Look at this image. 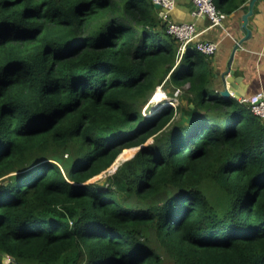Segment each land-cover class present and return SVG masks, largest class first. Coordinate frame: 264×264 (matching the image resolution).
Instances as JSON below:
<instances>
[{
  "label": "trees",
  "instance_id": "16d2710c",
  "mask_svg": "<svg viewBox=\"0 0 264 264\" xmlns=\"http://www.w3.org/2000/svg\"><path fill=\"white\" fill-rule=\"evenodd\" d=\"M162 24L153 0H0V264H264V119ZM164 82L188 88L146 115Z\"/></svg>",
  "mask_w": 264,
  "mask_h": 264
},
{
  "label": "crops",
  "instance_id": "0c3cea01",
  "mask_svg": "<svg viewBox=\"0 0 264 264\" xmlns=\"http://www.w3.org/2000/svg\"><path fill=\"white\" fill-rule=\"evenodd\" d=\"M237 6L231 13H227L225 28L213 26L208 17L195 18L193 15L195 5L192 0H177L171 17L176 22L196 24L199 36L195 42L218 44L216 53L208 57L216 91L223 89V75L229 72L226 80L232 94L248 97L264 92V0L256 1L248 23L252 36L241 44L239 42L245 37L243 16L249 12L250 0ZM156 10L158 13L157 8ZM238 44L239 47L236 49Z\"/></svg>",
  "mask_w": 264,
  "mask_h": 264
},
{
  "label": "built area",
  "instance_id": "2783aa9c",
  "mask_svg": "<svg viewBox=\"0 0 264 264\" xmlns=\"http://www.w3.org/2000/svg\"><path fill=\"white\" fill-rule=\"evenodd\" d=\"M176 1L177 0H153L155 4L160 5V8H158V15L163 23L162 25L166 27L170 35L180 42V59L183 57L188 46H193V48L207 56H213L218 49V44L205 41L195 42L196 38L199 36L195 23L173 21L171 13L176 7ZM192 2L195 5L193 11L195 18L205 16L211 20L213 26L225 28L224 21L227 18V14L217 7L215 0H192ZM180 92L181 89L178 88L176 96H178ZM157 94L156 92V95ZM240 102L246 104L256 116L264 119V92L243 97Z\"/></svg>",
  "mask_w": 264,
  "mask_h": 264
},
{
  "label": "rangeland",
  "instance_id": "374dc122",
  "mask_svg": "<svg viewBox=\"0 0 264 264\" xmlns=\"http://www.w3.org/2000/svg\"><path fill=\"white\" fill-rule=\"evenodd\" d=\"M163 92V96H160V97H157L156 95V92H158L159 88L156 90V92L154 93V95L151 97L150 101L144 105L142 107L143 109V112L146 114V115H152L154 114L155 112L157 111H161L163 108L167 107V106H178L179 105V98L184 94V91L183 89H187L188 88V84L185 86V87H176L174 86L173 84L169 83V82H164V84H162L161 86H159ZM181 89V92L178 96H176V91L177 89ZM165 100L169 101L166 105H164L163 107H161V103L164 102ZM170 102H172L170 104ZM186 100L184 101V103L186 104ZM158 104V105H157ZM159 106V107H158ZM155 107V109H154ZM158 109V110H157ZM176 119L179 120L180 119V113L177 112V116H176ZM138 147H133V148H129L125 151H131L132 150V153L129 158L131 159V157L133 158V155H135L137 152H138ZM124 151V152H125ZM123 153L120 155V157L118 158V161H121V163H124L125 160L127 161V159L129 160V158H123L122 160H120V158L122 157ZM115 170H111V167L106 170L105 172L101 173L100 175H98L97 177H95L93 180L91 181H95L96 179L97 180H100L101 182H104L106 180V178L111 174L113 173ZM5 263H9L10 262V257H5ZM12 262V261H11ZM169 264H175L174 262H169Z\"/></svg>",
  "mask_w": 264,
  "mask_h": 264
},
{
  "label": "water",
  "instance_id": "95a60500",
  "mask_svg": "<svg viewBox=\"0 0 264 264\" xmlns=\"http://www.w3.org/2000/svg\"><path fill=\"white\" fill-rule=\"evenodd\" d=\"M256 1L258 0H250V8H249V12L246 13L244 16H243V31L245 32V37L243 38V40H241L239 43H243L245 40L249 39L251 36H252V31L249 29L248 27V23H249V17L253 14V8H254V5L256 3ZM155 8H160V5L159 4H155ZM239 47V44L236 46V49ZM233 57H234V54L231 58V62L233 61ZM233 70H232V74H233ZM229 75V72H226L224 75H223V89L219 90L221 96L223 98H226V99H229V98H235L237 100H241L244 96L241 95V94H232V90L228 88V83H227V80H226V76ZM140 149V147H138ZM138 149V150H139ZM135 155H133L134 157ZM132 158V157H131ZM130 159V158H129ZM128 160V159H127ZM126 161V160H125ZM113 166V165H112ZM111 166V167H112ZM118 169V168H117ZM113 172L115 173L116 170ZM113 173H111L110 175H112Z\"/></svg>",
  "mask_w": 264,
  "mask_h": 264
},
{
  "label": "bare ground",
  "instance_id": "6f19581e",
  "mask_svg": "<svg viewBox=\"0 0 264 264\" xmlns=\"http://www.w3.org/2000/svg\"><path fill=\"white\" fill-rule=\"evenodd\" d=\"M158 94H157V97H160V96H163L162 94H163V92H162V90L159 88V90H158ZM169 101H167V100H165L164 102H162L161 103V107H163L164 105H166L167 103H168ZM170 103H172V102H170ZM158 105V104H157ZM159 107V106H158ZM154 109H155V107H154ZM158 110V109H157Z\"/></svg>",
  "mask_w": 264,
  "mask_h": 264
}]
</instances>
